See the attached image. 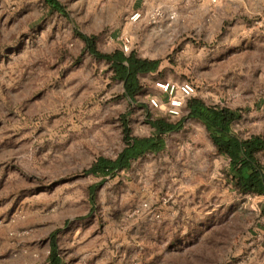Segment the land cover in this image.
I'll return each instance as SVG.
<instances>
[{"label":"rangeland","instance_id":"374dc122","mask_svg":"<svg viewBox=\"0 0 264 264\" xmlns=\"http://www.w3.org/2000/svg\"><path fill=\"white\" fill-rule=\"evenodd\" d=\"M55 1L0 0V264H49L54 233L61 264H264V196L235 191L200 122L126 171L84 173L125 147V116L137 138L186 116L149 106L166 104L157 82L191 83L238 138L264 137V0ZM76 33L159 68L132 101Z\"/></svg>","mask_w":264,"mask_h":264},{"label":"trees","instance_id":"16d2710c","mask_svg":"<svg viewBox=\"0 0 264 264\" xmlns=\"http://www.w3.org/2000/svg\"><path fill=\"white\" fill-rule=\"evenodd\" d=\"M51 6L58 8L55 0H44ZM76 35L84 42L87 51L98 59L109 63L113 72V79L123 82L124 94L132 101L140 91L139 75L156 72L159 68L158 60H142L132 53L126 56L121 51L113 54H101L95 46V38L80 33ZM187 114L176 121H169L165 117L148 119L147 124L153 130L150 137L130 136L127 116L123 118L125 147L115 159L99 157L84 173L95 177L106 178L130 168L132 162L146 154H158L165 149L164 136L182 130L185 119L200 122L212 142L215 151L228 159L227 179L236 192L242 195L264 196V165L260 164L257 156L264 154V137L255 136L246 140L238 138L232 133V124L238 116L231 110L219 107H210L193 97L185 103ZM94 187L89 188L90 195ZM264 214V204L262 206ZM49 264H61L58 256L56 234L50 237Z\"/></svg>","mask_w":264,"mask_h":264},{"label":"built area","instance_id":"2783aa9c","mask_svg":"<svg viewBox=\"0 0 264 264\" xmlns=\"http://www.w3.org/2000/svg\"><path fill=\"white\" fill-rule=\"evenodd\" d=\"M210 4L214 5L218 0H207ZM139 18L137 13L130 17L131 21H136ZM121 49L124 53L130 50V40L127 37L122 39ZM156 88L166 96V104L162 108V103L157 98L149 99V106L154 109H164L165 113L171 118H179L182 114L183 108L187 99L195 94V87L191 83L183 82H157Z\"/></svg>","mask_w":264,"mask_h":264},{"label":"crops","instance_id":"0c3cea01","mask_svg":"<svg viewBox=\"0 0 264 264\" xmlns=\"http://www.w3.org/2000/svg\"><path fill=\"white\" fill-rule=\"evenodd\" d=\"M161 93V92H160ZM162 94V93H161ZM162 95H164V94H162ZM165 96V95H164ZM165 101H166V96H165Z\"/></svg>","mask_w":264,"mask_h":264}]
</instances>
